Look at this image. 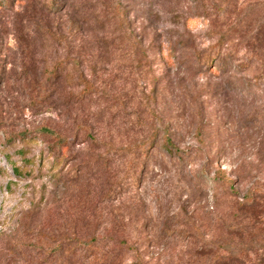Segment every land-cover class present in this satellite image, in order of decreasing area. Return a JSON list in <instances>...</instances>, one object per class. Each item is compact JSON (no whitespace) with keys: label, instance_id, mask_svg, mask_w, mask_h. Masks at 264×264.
I'll return each instance as SVG.
<instances>
[{"label":"rangeland","instance_id":"374dc122","mask_svg":"<svg viewBox=\"0 0 264 264\" xmlns=\"http://www.w3.org/2000/svg\"><path fill=\"white\" fill-rule=\"evenodd\" d=\"M256 189L264 0H0V264H264Z\"/></svg>","mask_w":264,"mask_h":264},{"label":"trees","instance_id":"16d2710c","mask_svg":"<svg viewBox=\"0 0 264 264\" xmlns=\"http://www.w3.org/2000/svg\"><path fill=\"white\" fill-rule=\"evenodd\" d=\"M42 132L49 135V136H55L57 137L58 134L56 132H54L53 130L51 129H48V128H43L42 129ZM257 192H254V193H250L248 194L247 196L244 197V201H243V204L242 206L244 207L243 209L244 210H247L249 212H254L261 207V200L264 199V191L261 192L260 189H256ZM262 262L264 263V253H262Z\"/></svg>","mask_w":264,"mask_h":264}]
</instances>
